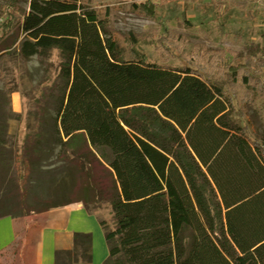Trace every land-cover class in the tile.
I'll return each mask as SVG.
<instances>
[{
    "label": "trees",
    "instance_id": "trees-1",
    "mask_svg": "<svg viewBox=\"0 0 264 264\" xmlns=\"http://www.w3.org/2000/svg\"><path fill=\"white\" fill-rule=\"evenodd\" d=\"M21 1L5 6L0 52L46 72L54 52L59 60L43 92L52 118L39 109L28 122L21 165L56 164L46 174L76 179L74 199L34 212L109 204L115 229L101 222L104 264H264V139L235 118L250 89L264 92V59L219 52L187 56L181 68L127 62L108 31V8L30 0L21 13ZM158 44L165 62L182 39ZM91 261L88 234L57 252V264Z\"/></svg>",
    "mask_w": 264,
    "mask_h": 264
},
{
    "label": "rangeland",
    "instance_id": "rangeland-1",
    "mask_svg": "<svg viewBox=\"0 0 264 264\" xmlns=\"http://www.w3.org/2000/svg\"><path fill=\"white\" fill-rule=\"evenodd\" d=\"M8 1L0 0V25L6 18L4 10ZM78 1L109 9L108 31L117 40L122 58L127 62L143 60L181 68L187 56L197 57L200 53L210 56L219 52L226 58H232L233 53L244 58L256 52L257 60L264 59V0ZM29 3L30 0L20 2L21 13L29 10ZM146 4L155 9L153 17L144 15L147 6L143 5ZM170 34L181 37L182 47L180 50L172 48L165 55L167 61L163 62L158 40ZM9 51L0 52V141L4 143L0 148V215L33 212L71 201L75 196L70 191L76 183L71 172L46 174L56 164L42 170L21 165L28 122L39 109L44 110L47 123L52 118V104L43 99V92L56 79L57 52L46 72L38 61H23L8 54ZM9 82L15 88L11 94ZM220 82L230 86L227 76ZM246 95L243 112L235 118L242 127L248 128L252 139H264V92L250 89ZM91 208L108 231L115 229L109 204Z\"/></svg>",
    "mask_w": 264,
    "mask_h": 264
},
{
    "label": "crops",
    "instance_id": "crops-1",
    "mask_svg": "<svg viewBox=\"0 0 264 264\" xmlns=\"http://www.w3.org/2000/svg\"><path fill=\"white\" fill-rule=\"evenodd\" d=\"M91 235L92 261L104 264L109 247L99 216L82 203L43 212L0 215V264H57V252L72 251L75 235Z\"/></svg>",
    "mask_w": 264,
    "mask_h": 264
}]
</instances>
